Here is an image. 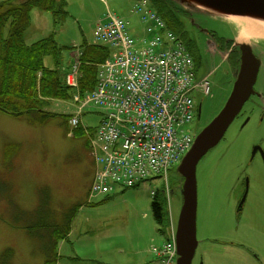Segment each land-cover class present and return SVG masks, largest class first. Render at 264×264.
<instances>
[{
  "label": "rangeland",
  "instance_id": "rangeland-1",
  "mask_svg": "<svg viewBox=\"0 0 264 264\" xmlns=\"http://www.w3.org/2000/svg\"><path fill=\"white\" fill-rule=\"evenodd\" d=\"M134 3L66 0L67 13L58 26L52 11L34 8L24 38L31 44L55 33L61 50L57 55H47L44 64L59 69L64 79L75 58L73 51L84 42L95 43L96 24L108 12L129 20L138 32L141 24L131 12ZM192 18L227 37L239 35L245 19L237 18L248 17L196 12ZM191 20L185 18L188 35L199 42L206 65L213 72L211 121L224 107L235 76L227 56L214 53L213 44L206 45V35ZM255 40L263 39L252 37L249 42ZM263 43L258 52L264 57ZM256 87L264 93L263 61ZM197 97L195 93V100ZM78 106L73 96L51 100L47 108L57 115L46 117L44 126L31 113L15 115L0 110V259L9 250L14 264H42L53 220L61 221L70 213L75 214L72 229L68 239L60 240L57 264H150L155 259L152 246L161 247L165 240L151 208L152 192L162 191L165 179L149 177L138 187H116L109 195H91L95 169L91 134H95L103 115L99 106L91 105L85 109L79 128L74 129L68 115L77 113ZM188 128L199 133L193 123ZM226 137L227 141L213 147L197 167L198 247L192 264H264V158L260 151L252 154L254 143L264 148V119L259 121L256 116L251 125L237 132L229 127ZM184 155L169 173L175 191L169 194L167 207L176 220L182 205L177 167ZM247 184V202L237 220V202ZM43 221L47 225L38 227ZM222 234L239 244L224 243Z\"/></svg>",
  "mask_w": 264,
  "mask_h": 264
},
{
  "label": "built area",
  "instance_id": "built-area-1",
  "mask_svg": "<svg viewBox=\"0 0 264 264\" xmlns=\"http://www.w3.org/2000/svg\"><path fill=\"white\" fill-rule=\"evenodd\" d=\"M133 11L139 15L145 35L130 34L129 22L109 13L96 27L97 41L112 53L99 65L94 90L75 101L79 113L97 105L103 119L92 142L97 163L92 193L107 194L115 184L133 185L159 174L167 178L171 166L191 147L193 131L188 128L195 114L194 94L208 93L207 76L198 78L186 45L149 6L137 0ZM142 46H137V42ZM79 62L73 63L67 82L78 86ZM70 123L77 126L79 116ZM169 239L153 248L159 264H175L177 256L175 223L170 219Z\"/></svg>",
  "mask_w": 264,
  "mask_h": 264
},
{
  "label": "trees",
  "instance_id": "trees-1",
  "mask_svg": "<svg viewBox=\"0 0 264 264\" xmlns=\"http://www.w3.org/2000/svg\"><path fill=\"white\" fill-rule=\"evenodd\" d=\"M157 11L167 24L186 43L195 61L197 70L209 71L199 42L188 35L185 18L188 13L171 0H152ZM66 0H2L0 2V110L21 115L31 113L43 122L46 117L56 116L50 111V101L67 99L72 96V89L57 68H48L44 64L47 55H57L61 48L54 35L35 41H25V32L30 26V15L34 8L52 11L56 25H61V17L67 13ZM82 54L81 77L79 80L81 93L95 88L98 64L106 60L110 54L104 45L84 42L80 45ZM167 196L156 191L151 202L155 220L164 225L166 217ZM76 210V209H75ZM75 214L70 213L61 221L53 220L48 241L44 246L42 264H57L59 242L68 239ZM47 225L40 222L37 226ZM50 239V240H49ZM10 251L6 250L0 264H14L10 260Z\"/></svg>",
  "mask_w": 264,
  "mask_h": 264
},
{
  "label": "water",
  "instance_id": "water-1",
  "mask_svg": "<svg viewBox=\"0 0 264 264\" xmlns=\"http://www.w3.org/2000/svg\"><path fill=\"white\" fill-rule=\"evenodd\" d=\"M190 13L210 16H241L264 21V0H171ZM194 24H200L192 18ZM205 30H207L205 28ZM242 61L230 96L222 110L198 134L191 149L183 157L177 171L182 175V205L177 223V264H192L198 246L197 210L198 181L197 166L204 155L224 137L243 104L254 92L260 60L250 46H245ZM245 198V197H244Z\"/></svg>",
  "mask_w": 264,
  "mask_h": 264
},
{
  "label": "flooded vegetation",
  "instance_id": "flooded-vegetation-1",
  "mask_svg": "<svg viewBox=\"0 0 264 264\" xmlns=\"http://www.w3.org/2000/svg\"><path fill=\"white\" fill-rule=\"evenodd\" d=\"M195 25L198 27V30H200L202 33L206 35V41H205L206 45L210 47V44L211 43L213 44L214 48L216 49L214 53L219 54V55L224 54L225 57L227 56L226 61L232 70V76H235L233 77V80H232V87H233V84L236 78L234 71L237 72L240 68L241 61H242L241 59L242 53H243V50L245 49V46H250L252 48V51L254 55L256 56V58L260 60L259 72H258L256 83L254 84V92H252L248 100H246V102L242 106L241 110L235 116L230 127L231 128L233 127V131L237 132V131L243 130L246 126L251 125L253 119L256 116L259 118V121L263 120L264 119V93L261 92L259 89H257L256 85H257L259 73L262 68V61L264 63V57L258 52L259 50H261L260 44L262 43L264 39L255 40L254 42H249V41L242 42L238 40V35L236 33H234V35L232 36L223 37V36H219L216 31L208 29L202 24L195 23ZM205 28L207 30H205ZM212 93H213V88H211L208 94L198 93V97H197L196 104H195L196 113H195L193 122L196 128L199 129V131H201L210 122V120L208 121V113L210 112V109L213 107V104L209 100L213 97ZM226 136H227V132L225 136L221 139V141L226 142L228 139V137ZM252 149H253L252 154L254 156V154H256L257 151H261L258 149H264V148L261 144L254 143ZM205 156L203 158H205ZM263 158H264V155H263ZM247 198H248V184H247V187L244 186V188L242 189L241 195L237 202V206H236L237 211H238L236 215L237 220H240L241 212H243L244 210V207L247 202ZM225 235L226 234H222L223 239H220L224 243L230 244L232 246L239 244L236 239L225 238L226 237Z\"/></svg>",
  "mask_w": 264,
  "mask_h": 264
},
{
  "label": "bare ground",
  "instance_id": "bare-ground-1",
  "mask_svg": "<svg viewBox=\"0 0 264 264\" xmlns=\"http://www.w3.org/2000/svg\"><path fill=\"white\" fill-rule=\"evenodd\" d=\"M235 16V15H232ZM241 17V16H235ZM239 20L245 19L244 25L238 35V40L248 42L252 37L264 39V21L249 20V18H237Z\"/></svg>",
  "mask_w": 264,
  "mask_h": 264
},
{
  "label": "crops",
  "instance_id": "crops-1",
  "mask_svg": "<svg viewBox=\"0 0 264 264\" xmlns=\"http://www.w3.org/2000/svg\"><path fill=\"white\" fill-rule=\"evenodd\" d=\"M130 19V18H129ZM140 27V26H139ZM138 27V28H139ZM141 34H143V32L141 31ZM42 124V126H44V121L43 122H40ZM93 177H94V173H93ZM93 177H92V180H93ZM92 180H91V183H92ZM91 183H90V186H91ZM162 234V233H161ZM60 243V242H59ZM150 264H157L156 260L153 259L151 260Z\"/></svg>",
  "mask_w": 264,
  "mask_h": 264
}]
</instances>
